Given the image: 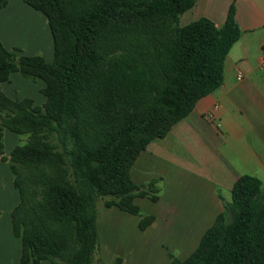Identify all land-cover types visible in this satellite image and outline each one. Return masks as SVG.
<instances>
[{"label": "trees", "instance_id": "obj_1", "mask_svg": "<svg viewBox=\"0 0 264 264\" xmlns=\"http://www.w3.org/2000/svg\"><path fill=\"white\" fill-rule=\"evenodd\" d=\"M23 1L46 16L54 47L49 62L17 57L0 39V160L19 195L11 217L20 262L95 264L99 198L139 215L143 230L154 222L134 199L157 201L158 180L138 185L131 170L151 141L222 85L242 36L237 6L217 26L208 17L181 24L196 0ZM14 72L44 81L43 104L2 90ZM5 129L27 136L9 156ZM231 196L187 259L166 246L172 264H264V182L243 174Z\"/></svg>", "mask_w": 264, "mask_h": 264}, {"label": "crops", "instance_id": "obj_2", "mask_svg": "<svg viewBox=\"0 0 264 264\" xmlns=\"http://www.w3.org/2000/svg\"><path fill=\"white\" fill-rule=\"evenodd\" d=\"M234 1L242 36L226 57L222 85L200 98L166 136L151 141L131 170L138 185L158 180L157 201L134 199L154 222L143 230L139 215L103 206L96 226L98 259L105 263L121 257L122 264H172L166 246L187 259L224 210V201H231L237 179L250 174L264 182V0H196L181 24L208 17L221 26ZM38 12L23 0H10L0 9V39L8 49L26 43L29 51H38L40 32L48 29L52 36L46 16ZM32 25L38 29L34 39L28 33ZM18 73L1 83L2 90L13 99L30 97L43 104L44 81H24ZM10 132L4 130L7 156L17 145L10 149L17 140ZM10 174L8 161L0 160V264H21L11 217L19 195Z\"/></svg>", "mask_w": 264, "mask_h": 264}, {"label": "rangeland", "instance_id": "obj_3", "mask_svg": "<svg viewBox=\"0 0 264 264\" xmlns=\"http://www.w3.org/2000/svg\"><path fill=\"white\" fill-rule=\"evenodd\" d=\"M32 11H34V10H32ZM38 13H40V15H43L41 12H38ZM36 31H38L37 26L34 27V29H33V25H32V27H30V29L28 31V33L32 37V39H34V34H35ZM40 34H41V38L37 39L39 41V43H40L38 51H35V50L29 51L26 43L24 45H22V46L14 48V49H13V47L11 49L9 47V49L11 51H13L15 54H17V57L22 55V54H30V52H34V53L37 52V54H40V55L44 56L46 59H48L49 62H51L52 59H53V47H54L53 46L52 36H51L50 31L48 29L45 30V31L43 30L42 32H40ZM18 75H20V77H22V79H24V81L28 80V78L23 77L20 73H18ZM29 80H31V79H29ZM25 90L28 91L29 89L26 88ZM35 90L36 91H35L34 94H36V92L38 91L36 86H35ZM41 93H42V91H41ZM10 133H12V131ZM12 135H14L17 140L16 141L13 140L14 143L10 142V145H9L10 149L12 148V145L15 146L16 144H23L27 140V136L26 135H17L14 132L12 133ZM10 140H11V138H10ZM12 179L14 180V175L10 174V182L12 181ZM97 205H98V213H99V215H101L102 212H103V209H104V207H103L104 199L103 198H99L98 202H97ZM98 254H99V250H98ZM95 257H96L94 259L95 260V264H101L100 260L98 259V255H96ZM111 261H113V259ZM111 261H109V262H111ZM109 262H107V263H109ZM60 264H66V263L65 262L61 263L60 262Z\"/></svg>", "mask_w": 264, "mask_h": 264}, {"label": "built area", "instance_id": "obj_4", "mask_svg": "<svg viewBox=\"0 0 264 264\" xmlns=\"http://www.w3.org/2000/svg\"><path fill=\"white\" fill-rule=\"evenodd\" d=\"M241 77V75H239Z\"/></svg>", "mask_w": 264, "mask_h": 264}]
</instances>
